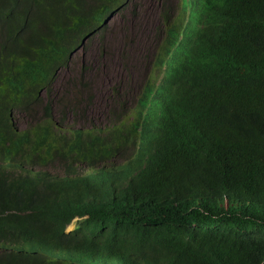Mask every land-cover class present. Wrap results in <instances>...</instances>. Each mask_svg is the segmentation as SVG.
Instances as JSON below:
<instances>
[{
    "label": "trees",
    "instance_id": "trees-1",
    "mask_svg": "<svg viewBox=\"0 0 264 264\" xmlns=\"http://www.w3.org/2000/svg\"><path fill=\"white\" fill-rule=\"evenodd\" d=\"M129 2L0 0V264H264V0L163 2L94 126L53 85Z\"/></svg>",
    "mask_w": 264,
    "mask_h": 264
},
{
    "label": "rangeland",
    "instance_id": "rangeland-1",
    "mask_svg": "<svg viewBox=\"0 0 264 264\" xmlns=\"http://www.w3.org/2000/svg\"><path fill=\"white\" fill-rule=\"evenodd\" d=\"M163 2L175 9L182 4V0H130L127 8L115 11L108 18L103 32H95L74 53L69 67L58 72L53 85L56 94L63 93L69 81L74 82L83 73L86 75L87 86L94 92V100L88 107V122H93L94 126L106 122L107 108L113 103L116 87L126 81L127 85L134 83L138 88L154 77L152 65L144 66L143 62L145 55L151 50L153 56L157 48L151 49L156 44L154 32L160 18L158 13L164 8ZM59 109L58 105V113ZM17 121L25 127L27 118L18 115ZM78 223L77 218L68 230L76 229ZM74 261L81 262L82 259Z\"/></svg>",
    "mask_w": 264,
    "mask_h": 264
},
{
    "label": "clouds",
    "instance_id": "clouds-1",
    "mask_svg": "<svg viewBox=\"0 0 264 264\" xmlns=\"http://www.w3.org/2000/svg\"><path fill=\"white\" fill-rule=\"evenodd\" d=\"M172 9H173V5H172ZM90 38V37H89ZM88 38V39H89ZM88 39H87V41H88ZM161 41V40H160ZM86 43V42H85ZM84 43V44H85ZM157 48H156V50H155V52H154V54H153V56H152V52L151 53H148V54H150V64L152 65V68H153V71H154V77L153 78H155V77H158L159 75H157V71L155 70V68H156V63H155V60H154V58H156L155 57V54L156 53H158V51H159V45L158 46H156ZM152 57V58H151ZM153 78H151V79H153ZM162 78H163V76H160V81L162 80ZM151 79H149V80H151ZM148 80V81H149ZM148 81H146V83L148 82ZM145 83V84H146ZM134 104H133V102H131L127 107H128V110L130 111V107L131 106H133ZM118 161V163H119V165H124L125 164V159H119V160H117ZM69 231V230H68Z\"/></svg>",
    "mask_w": 264,
    "mask_h": 264
},
{
    "label": "water",
    "instance_id": "water-1",
    "mask_svg": "<svg viewBox=\"0 0 264 264\" xmlns=\"http://www.w3.org/2000/svg\"><path fill=\"white\" fill-rule=\"evenodd\" d=\"M89 37H90L89 35H88L87 37H85V39H84L83 42L85 43ZM84 43H83V44H84ZM83 44H82V45H83Z\"/></svg>",
    "mask_w": 264,
    "mask_h": 264
},
{
    "label": "bare ground",
    "instance_id": "bare-ground-1",
    "mask_svg": "<svg viewBox=\"0 0 264 264\" xmlns=\"http://www.w3.org/2000/svg\"><path fill=\"white\" fill-rule=\"evenodd\" d=\"M20 107V106H19Z\"/></svg>",
    "mask_w": 264,
    "mask_h": 264
}]
</instances>
